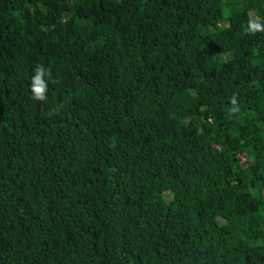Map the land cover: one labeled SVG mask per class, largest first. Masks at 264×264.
<instances>
[{
	"label": "trees",
	"instance_id": "1",
	"mask_svg": "<svg viewBox=\"0 0 264 264\" xmlns=\"http://www.w3.org/2000/svg\"><path fill=\"white\" fill-rule=\"evenodd\" d=\"M252 23L264 0H0V264H264Z\"/></svg>",
	"mask_w": 264,
	"mask_h": 264
},
{
	"label": "clouds",
	"instance_id": "2",
	"mask_svg": "<svg viewBox=\"0 0 264 264\" xmlns=\"http://www.w3.org/2000/svg\"><path fill=\"white\" fill-rule=\"evenodd\" d=\"M250 31L253 33L264 31V25L252 23L250 24ZM33 71L34 75L32 76L30 83L32 99L43 102L47 99L48 90V84L45 80V77L50 76L51 72L50 69H45L42 65H37ZM233 103H235V99H233Z\"/></svg>",
	"mask_w": 264,
	"mask_h": 264
},
{
	"label": "rangeland",
	"instance_id": "3",
	"mask_svg": "<svg viewBox=\"0 0 264 264\" xmlns=\"http://www.w3.org/2000/svg\"><path fill=\"white\" fill-rule=\"evenodd\" d=\"M246 53H248V52H246ZM241 163L244 164V158L243 157H241Z\"/></svg>",
	"mask_w": 264,
	"mask_h": 264
}]
</instances>
